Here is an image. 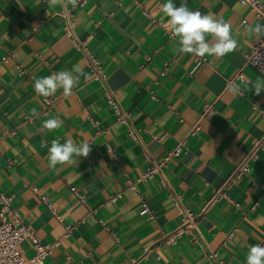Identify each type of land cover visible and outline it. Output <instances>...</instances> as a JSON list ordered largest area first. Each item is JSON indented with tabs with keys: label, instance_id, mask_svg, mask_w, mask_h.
<instances>
[{
	"label": "crops",
	"instance_id": "obj_1",
	"mask_svg": "<svg viewBox=\"0 0 264 264\" xmlns=\"http://www.w3.org/2000/svg\"><path fill=\"white\" fill-rule=\"evenodd\" d=\"M165 2L82 0L75 8H50L46 0H0V191L40 243L51 245L42 264H217L206 256L210 251L224 264H246L250 246H264V91L227 90L237 75L235 83L264 79L244 63L257 39L244 27L264 18L238 0H186L190 10L223 17L241 33L235 52L198 57L203 63L196 65L191 54L173 51L177 40L160 10ZM62 9L72 13L75 36L99 60L151 159L160 161L183 142L164 169L168 188L154 177L126 189V180H136L148 162L63 33ZM76 64L89 79L81 76L71 96L58 89L46 108L34 80ZM52 117L63 126L41 133ZM69 138L88 141V157L50 168L51 141ZM256 143L249 172L225 198L216 196ZM175 196L190 217L176 211ZM141 199L155 220L138 214ZM31 244H20L25 258L34 254Z\"/></svg>",
	"mask_w": 264,
	"mask_h": 264
},
{
	"label": "clouds",
	"instance_id": "obj_2",
	"mask_svg": "<svg viewBox=\"0 0 264 264\" xmlns=\"http://www.w3.org/2000/svg\"><path fill=\"white\" fill-rule=\"evenodd\" d=\"M50 8L56 6L66 7L71 5L77 7L79 0H46ZM160 10L166 18V29L171 36L177 40V47L173 49L178 54H191L194 57L212 56L222 58L238 49L237 37L241 33L237 30L234 34L232 25L223 17L215 16L211 13L202 14L199 10H190L186 0H182L179 6L173 0H166L160 5ZM244 34L255 36L258 40L264 38V24L245 25ZM211 37V39H209ZM253 56L258 63L260 57L257 50ZM73 73H76L74 75ZM89 79L88 74L83 72L79 64L73 66L71 70L58 71L49 76H43L34 80V91L37 95L47 99L54 96L58 89H63L64 96H71L73 89L80 83V77ZM254 89L255 95H260L264 91V79H256L254 82L244 79L240 83L230 82L228 91L233 95H242L243 90ZM32 114L36 115V109H32ZM63 126V121L58 117H52L43 121L39 131L47 133L57 130ZM91 146L88 141L77 144L72 139H66L65 143H60L58 139H53L48 148L49 167L55 169L57 165H73L80 157H88ZM246 264H264V246L261 244L252 245L246 257Z\"/></svg>",
	"mask_w": 264,
	"mask_h": 264
},
{
	"label": "built area",
	"instance_id": "obj_3",
	"mask_svg": "<svg viewBox=\"0 0 264 264\" xmlns=\"http://www.w3.org/2000/svg\"><path fill=\"white\" fill-rule=\"evenodd\" d=\"M81 2L82 0H79V3ZM238 2L247 5L255 13L256 17L264 18L263 2L259 0H238ZM59 13L64 19V23L62 26L63 33L69 39H71L70 41L73 47L80 53L84 65L88 68V70L92 74V77H94L93 79H96L101 83L104 91V96H106V101L113 108L115 121L126 126L129 137L132 141L142 147V156L144 160L148 162V166L141 173V175L136 178V180H126V189L135 190L138 183H146L154 177L158 178V182L162 188H168V183L164 176V169L167 166L168 160L171 157H176L179 154L183 142H179L160 161H153L151 159L149 152L142 144V141L139 137L140 134H138V130L135 129L130 122L129 113L122 108L116 97L113 95V91L106 84L107 77L102 69L99 60L91 53V51L86 46V43L84 41H79L75 36L74 28L76 22L72 13L66 9H62ZM254 50H257V54L260 57L258 63L256 62V58L253 56ZM7 58L8 57H6L4 60L6 61ZM195 61L196 65L199 63H203V59H200L198 57H195ZM244 63L252 66L264 76V38H261L259 40L256 39L251 43V47L244 54ZM238 77L239 75H237L235 79L228 81L227 84H229L230 82H234ZM43 100L46 104V108L51 105V101L49 98L45 99L43 97ZM198 128V124L196 123L191 128L190 133L196 132ZM158 140L159 139L156 138V141ZM259 145V143H256L252 151H250V153H248L242 159V161L238 165H236L232 173L225 179L222 187L217 191L216 196L225 198V190L229 189L236 179L242 177L243 175H246L249 172L248 162L256 158V150L258 149ZM71 190L73 192L74 188H72ZM74 194L78 197V199H80L81 202H83L82 196L78 195L75 191ZM11 206L12 205L10 204V198L0 191V264H42L44 258L50 253L51 245L41 244L37 233L31 229L29 224L24 223L19 212ZM173 206L184 219L190 217V213L183 206L180 196L174 197ZM138 214L140 216H146L149 220L156 219V215L153 213L149 205L142 199L140 200V209L138 211ZM98 222L99 224L104 226V222L101 219H99ZM68 230V227H66L64 234H67ZM178 231H176V233ZM25 239H28L30 243H32L31 246L34 249V254L30 258H25L20 248L21 242ZM166 241L171 242V240H168L167 238ZM206 256L209 259H215L217 264H224L222 261L216 259L215 251H210Z\"/></svg>",
	"mask_w": 264,
	"mask_h": 264
}]
</instances>
